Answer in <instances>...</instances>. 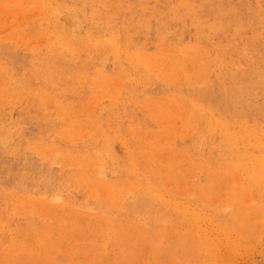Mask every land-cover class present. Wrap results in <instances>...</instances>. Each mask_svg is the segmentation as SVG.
<instances>
[{
    "label": "rangeland",
    "instance_id": "obj_1",
    "mask_svg": "<svg viewBox=\"0 0 264 264\" xmlns=\"http://www.w3.org/2000/svg\"><path fill=\"white\" fill-rule=\"evenodd\" d=\"M0 264H264V0H0Z\"/></svg>",
    "mask_w": 264,
    "mask_h": 264
}]
</instances>
